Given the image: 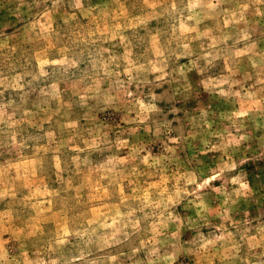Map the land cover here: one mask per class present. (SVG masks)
I'll return each instance as SVG.
<instances>
[{
    "label": "rangeland",
    "instance_id": "374dc122",
    "mask_svg": "<svg viewBox=\"0 0 264 264\" xmlns=\"http://www.w3.org/2000/svg\"><path fill=\"white\" fill-rule=\"evenodd\" d=\"M0 264H264V0H0Z\"/></svg>",
    "mask_w": 264,
    "mask_h": 264
}]
</instances>
